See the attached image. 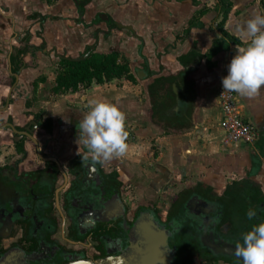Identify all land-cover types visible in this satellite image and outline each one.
<instances>
[{"label": "crops", "instance_id": "obj_1", "mask_svg": "<svg viewBox=\"0 0 264 264\" xmlns=\"http://www.w3.org/2000/svg\"><path fill=\"white\" fill-rule=\"evenodd\" d=\"M54 3L0 0L1 79L8 76L12 56L18 55L25 43L35 42L40 27L46 26L45 36L37 39L42 49L31 50L26 56L28 68L22 66L20 71L22 80L45 78V82L39 79L36 84V106L44 116L54 117L52 146L69 157L77 145H84L79 140L73 141V135L78 137L77 126L88 111V102L96 98L119 106L126 115L128 143L143 146L138 155L103 163L120 167L140 199L147 202L155 193L166 198L163 192L171 184L177 188L192 183L216 187L250 179L264 188V91L252 99L237 95L244 116L259 132L253 147L226 139L220 125L223 113L218 99L223 74L227 75V66L236 47L245 46L249 39L242 30L243 21L253 13L264 14V0H94L95 13L101 10L121 24H131L139 34L137 38L128 29L115 27L112 35L101 44L105 53L117 54L119 64H129L134 79L125 75L94 81L90 86H79L76 91L67 92L56 91L57 77L62 71L57 70L58 65L48 64L46 55H53L58 48L61 52L69 49L70 53H78L82 41L73 35L76 23L67 20L71 17L73 0ZM40 11L48 13V18L33 24L34 19L26 17L31 13L42 15ZM215 41L216 46L222 48L213 58L218 62V71L209 73L202 62L195 74L199 79L197 94L182 116L188 127L168 129L161 126L152 117L153 101L148 85L157 76L180 70L178 57L182 53L195 50L206 54ZM38 62L40 66L43 63V70ZM185 93L181 96L186 98ZM22 105L21 101L12 103V112L19 114L15 109H21ZM61 127L63 131L59 134L57 130ZM1 134H5L4 130ZM1 145L0 165H5L17 151L10 143Z\"/></svg>", "mask_w": 264, "mask_h": 264}, {"label": "flooded vegetation", "instance_id": "obj_2", "mask_svg": "<svg viewBox=\"0 0 264 264\" xmlns=\"http://www.w3.org/2000/svg\"><path fill=\"white\" fill-rule=\"evenodd\" d=\"M94 9V0H73L67 20L76 23L72 32L80 37L81 46L78 53L55 49L53 55H46L48 64L58 63V71H63L62 61L81 62L113 54L105 53L101 44L115 27L118 29L113 24L117 21L110 14L111 22L106 21L107 13L98 8L95 13ZM40 12L42 15L26 17L34 19L33 24L48 18V13ZM42 27L37 39L45 36L46 26ZM37 39L25 43L18 55L12 56L8 76L0 78V131L5 132L0 135V148L10 143L17 151L7 164L0 165L1 248L21 247L35 257L32 264L117 255L129 244L138 216L153 209L169 230L173 264H243L236 245L253 225L264 222V188L250 179L216 187L192 183L177 188L171 184L163 192L167 208L162 209L158 202L162 197L155 191L147 202L137 194L135 198L129 196L128 189L134 186L120 167L84 159L85 145H77L72 155L65 157L63 150L50 144L54 140V117L44 116L36 106V84L42 76L34 81L21 79L20 68H28L26 56L31 50L42 49ZM19 101L23 105L15 109L18 114L10 106ZM184 127H188L186 123L178 128ZM57 131L60 134L62 127ZM73 138L78 141L76 134ZM249 207L257 211L251 220L246 216Z\"/></svg>", "mask_w": 264, "mask_h": 264}, {"label": "clouds", "instance_id": "obj_3", "mask_svg": "<svg viewBox=\"0 0 264 264\" xmlns=\"http://www.w3.org/2000/svg\"><path fill=\"white\" fill-rule=\"evenodd\" d=\"M242 30L248 42L236 47L227 75L222 78V87L223 91L252 99L264 91V14L253 13L243 21ZM87 108L77 126L78 140L87 147L84 159L103 164L142 152V145L128 143L126 115L118 105L93 98ZM256 215V209L249 207L246 216L251 220ZM236 254L243 264H264V222L253 225L242 235Z\"/></svg>", "mask_w": 264, "mask_h": 264}, {"label": "trees", "instance_id": "obj_4", "mask_svg": "<svg viewBox=\"0 0 264 264\" xmlns=\"http://www.w3.org/2000/svg\"><path fill=\"white\" fill-rule=\"evenodd\" d=\"M213 44L211 50L206 54H200L199 52L192 50L182 53L178 57V62L181 69L176 73L169 75H160L148 85V93L153 101V120L159 123L161 126H165L168 129L171 127H181L186 122L182 117L173 113H169V109L174 106L176 94L173 90V82L183 74L180 79L181 84L187 89L186 94L194 101L197 94L198 78L195 74L200 69L202 62L205 64L209 73H215L218 71V62L213 58L222 51V48ZM116 53L111 56H92L87 60L81 62L62 61L63 71L57 77L56 91L67 92L76 91L79 85L90 86L94 81L103 82L105 80H111L112 78H120L128 75L127 65L119 64L116 60ZM200 59L197 62V59ZM180 87V85H179Z\"/></svg>", "mask_w": 264, "mask_h": 264}, {"label": "water", "instance_id": "obj_5", "mask_svg": "<svg viewBox=\"0 0 264 264\" xmlns=\"http://www.w3.org/2000/svg\"><path fill=\"white\" fill-rule=\"evenodd\" d=\"M104 16L106 21L111 22L108 14H104ZM113 24L118 26L119 29H128L133 35L140 38L133 25H125L119 22ZM197 62H199V58ZM144 63L147 66L149 65L148 60H145ZM182 77L183 74L177 77L172 84L176 98L174 106L169 109V113L178 115L180 118L183 116V112L187 110L188 103L191 102L188 96L190 94H186L187 89L180 82ZM183 92H186V98L181 96ZM34 125L37 124L34 122ZM9 126L15 132H18L13 125L10 124ZM28 130L31 132L30 128ZM168 232L169 230L159 220L155 211L147 209L136 219L129 236V244L119 254L97 259L76 257L61 264H173L174 252L169 245ZM34 259L33 255L27 254L19 246H11L0 252V264H32Z\"/></svg>", "mask_w": 264, "mask_h": 264}, {"label": "built area", "instance_id": "obj_6", "mask_svg": "<svg viewBox=\"0 0 264 264\" xmlns=\"http://www.w3.org/2000/svg\"><path fill=\"white\" fill-rule=\"evenodd\" d=\"M218 99L223 113L220 125L225 132L226 139L253 147L259 139V132L256 125L244 116L237 94L223 91V87H220Z\"/></svg>", "mask_w": 264, "mask_h": 264}, {"label": "rangeland", "instance_id": "obj_7", "mask_svg": "<svg viewBox=\"0 0 264 264\" xmlns=\"http://www.w3.org/2000/svg\"><path fill=\"white\" fill-rule=\"evenodd\" d=\"M56 65H58V68L61 69L60 64L57 63ZM124 65H127V67H128V70H129L128 75L131 74V76H132L131 69H130L129 66H128L129 64H124ZM53 70H54V69H53ZM57 70H58V69H57ZM122 77H123V76H122ZM44 80H45V78L42 77V78H41V81H44ZM44 82H45V81H44ZM128 195L131 196V197H134V198L136 197V191H135L134 187L128 189ZM160 195H161V194H160ZM129 196H128V198H129ZM158 196H159V195H158ZM165 199H166V198H163V197H162V199H160V200L158 199V202H160V207H161L162 209H166V208H167V207H166V206H167V202H165ZM133 201H134V199H133ZM164 202H165V204H164ZM2 251H3V249L1 248V245H0V252H2Z\"/></svg>", "mask_w": 264, "mask_h": 264}]
</instances>
